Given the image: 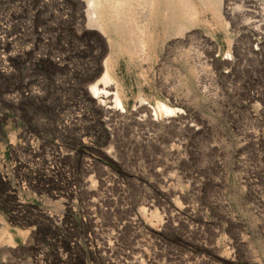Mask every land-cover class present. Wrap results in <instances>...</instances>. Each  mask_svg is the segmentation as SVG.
<instances>
[{
	"label": "rangeland",
	"instance_id": "1",
	"mask_svg": "<svg viewBox=\"0 0 264 264\" xmlns=\"http://www.w3.org/2000/svg\"><path fill=\"white\" fill-rule=\"evenodd\" d=\"M81 15L0 0V227L28 231L0 264H264V0L115 58L123 114L89 92L111 49Z\"/></svg>",
	"mask_w": 264,
	"mask_h": 264
},
{
	"label": "bare ground",
	"instance_id": "2",
	"mask_svg": "<svg viewBox=\"0 0 264 264\" xmlns=\"http://www.w3.org/2000/svg\"><path fill=\"white\" fill-rule=\"evenodd\" d=\"M76 1L82 14L81 18L87 23V30L100 34L111 49V55L103 66L99 79L95 80L98 72L96 77L88 81L92 83L89 92L93 99H100V103L104 104L107 110L115 113L126 112L125 93L116 76L115 58L122 55H128L133 61L138 57L156 58L165 43L175 45L179 38L192 40L194 29L200 23L201 13H213L220 25L226 27L223 16L224 0H198V5L195 0ZM225 31L230 43L231 35L226 29ZM190 71L192 74L194 70ZM157 98L155 105L148 102V99L139 98L138 106L142 112H146V117H154L153 121H157L160 118L180 117L184 114L181 109L169 105L168 100L166 102ZM174 102L176 103L175 100ZM119 113L117 115H120ZM0 178L3 182L9 180V176L3 172H0ZM27 234L28 231L5 224L0 227V244L9 248L15 247L18 239L25 238Z\"/></svg>",
	"mask_w": 264,
	"mask_h": 264
}]
</instances>
